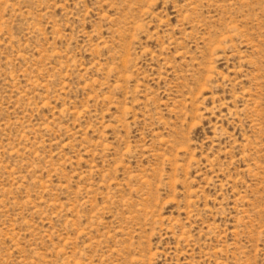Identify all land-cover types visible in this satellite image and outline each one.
<instances>
[{
	"label": "rangeland",
	"instance_id": "1",
	"mask_svg": "<svg viewBox=\"0 0 264 264\" xmlns=\"http://www.w3.org/2000/svg\"><path fill=\"white\" fill-rule=\"evenodd\" d=\"M0 264H264V0H0Z\"/></svg>",
	"mask_w": 264,
	"mask_h": 264
}]
</instances>
